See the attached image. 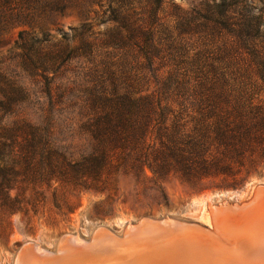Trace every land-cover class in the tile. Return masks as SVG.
<instances>
[{
	"label": "trees",
	"instance_id": "1",
	"mask_svg": "<svg viewBox=\"0 0 264 264\" xmlns=\"http://www.w3.org/2000/svg\"><path fill=\"white\" fill-rule=\"evenodd\" d=\"M71 14L77 29L44 26ZM15 29L12 60L46 103L40 123L18 115L31 96L0 68V222L72 214L122 178L165 199L172 177L264 179L263 0H0V35ZM61 118L88 142L78 156L57 144Z\"/></svg>",
	"mask_w": 264,
	"mask_h": 264
},
{
	"label": "rangeland",
	"instance_id": "2",
	"mask_svg": "<svg viewBox=\"0 0 264 264\" xmlns=\"http://www.w3.org/2000/svg\"><path fill=\"white\" fill-rule=\"evenodd\" d=\"M168 1L181 2V0ZM252 1L258 3L260 0ZM82 23L83 19L81 17L77 16L76 14H71L66 16L59 15L56 17L53 23L48 22L44 26H46L47 30L58 36L56 28H60L63 31H70V29L79 28ZM37 33L40 34V31H37ZM17 35V29L7 32L4 35H0V68L14 76L17 81L29 91L31 96L30 100L22 105L18 115L25 116L33 122L40 123L44 120L46 97L43 94L42 84L28 76L19 67H17L14 63V60H12L9 50L12 49ZM14 118L15 115H9L7 116L6 120L11 121ZM56 141L60 147L67 150L73 156H78L79 153H83L85 150H87V140L84 137L69 130L67 123L63 120V118L57 121ZM260 187L264 188V179H254L237 188L211 187L204 190H197L186 185V183L182 182V180H180L178 177H172L165 182V195L167 197V199H165L161 193L152 189L142 190L139 192V195H136L133 187V181L131 179L122 178L120 180V190L116 196H113V198L109 200H105V194L85 191L82 195V205L72 214L60 217L58 219L49 218L47 216H42L43 214H39L36 215L33 218L31 224L28 225L27 217L22 213H17L12 216L10 222H0V264H16L22 246L28 241L38 244L43 249L57 251L60 246L61 239L66 235L76 236L75 238L81 240H90L94 236L95 232L100 227H102L100 231L107 230L110 232V230H112L117 235L123 236L129 226L138 224L144 218L159 220L177 219L178 221L187 223L193 222L213 231L216 235L213 234V237L211 235L208 236V234L203 230V232L200 231L201 229L199 228V231L196 230V225L189 223L191 224V229L187 230L182 235L176 236L177 239L182 237L203 238L205 241H210L206 246L207 250H202L204 258L206 259L208 257L206 259L208 264H259L261 263L259 260H264V258L259 260L253 259V250L256 248L254 247V249H252L249 246H246L245 243H248L247 238L250 232L249 238L253 239L255 236L259 239V237H261L263 242H260L259 248L262 247L261 243L264 248V225L262 226V224H264V199L260 201L258 200V203V201L255 202L256 198H254ZM102 201L103 205L98 208L96 205ZM225 202L227 204L230 202L229 204L234 205L236 203L239 204V206H244L245 204L255 202V205L252 208L253 210H251L252 213L254 212V214L259 212V214H255L256 217H259L257 219L255 216L253 217L254 214L252 215L250 213L251 206L240 210L231 209V213L234 211L236 212V214H234L236 215V218L232 220H227L225 218V222L224 220H221L224 217L219 218V214H217V217L214 216L217 208L221 207V204L223 205ZM242 202L245 203L242 204ZM256 224H259L262 230H260V227ZM221 228H227L228 231L227 229L225 230ZM238 230L241 233H239ZM191 231L193 232L192 234ZM229 231L234 234L230 235ZM198 232L201 234V236L203 234H206V236L203 235L201 237ZM187 233H190V235ZM244 233L248 235L246 236ZM258 233L262 234L259 235ZM193 234L197 236H192ZM237 234L242 236L241 240L238 239L239 241L236 237H239L240 235ZM215 236H217L218 239H216ZM232 236L233 238H231ZM66 238L64 240H66ZM163 238L159 237L157 239ZM212 238L221 241L217 242ZM242 242L244 243L243 246L245 245L250 250H248L245 246H241ZM216 243H218L219 246ZM221 243H223V245ZM224 243H226V245ZM255 243L257 244V241H255ZM221 246L224 247L223 250ZM238 247L240 248L239 250ZM210 249L212 252H209ZM238 251L242 252L238 253ZM261 256L264 257V255ZM245 258L248 259L245 260ZM171 259L172 264H186V259H184L182 256H179L178 258L176 257V259L172 257L168 259V262H170ZM155 263L159 264L160 259H156Z\"/></svg>",
	"mask_w": 264,
	"mask_h": 264
},
{
	"label": "bare ground",
	"instance_id": "3",
	"mask_svg": "<svg viewBox=\"0 0 264 264\" xmlns=\"http://www.w3.org/2000/svg\"><path fill=\"white\" fill-rule=\"evenodd\" d=\"M262 188L263 187H260L258 189V191H257L258 193H256L257 197L256 196L254 197V198H256L255 202H257L258 200L260 201V200L264 199V188L263 189ZM259 201H258V203H259ZM246 202H249V201H246ZM252 202L250 204H245L244 206H239V204H236V203H235V205L229 204L230 202L227 204L225 202V204H223V205L221 204V207L217 208V210L214 213V216L217 217V214H219L220 215L219 218L224 217L221 219L224 221H225V218L227 220L235 219L236 215H234V214H236V212L234 211L231 213L230 210L231 209L240 210V209H243L245 207H251L252 206L250 208V210H251L255 205L254 204L255 202L254 203H252ZM243 203H245V202H243ZM252 210L250 211V213L253 215L254 212L252 213ZM255 214H259V212L255 213ZM255 214L253 215V217L255 216ZM261 215H262V213H261ZM263 215H264V212H263ZM258 217L259 216H257L256 218L258 219ZM189 223L196 225L197 226L196 230L199 231V229H201L200 231L203 230L205 233L208 234V236L211 235L213 237V234H215L213 231L205 228L204 226H202L198 223H193V222L187 223V222H182V221H178L175 219H171V220L161 219V220H159V219L145 218L144 220H142L139 223L140 225L137 224V225L129 226L123 237L118 236L115 232H113L110 229H109L110 232L107 230L100 231V229H102V227H100L95 232L92 242L82 243L81 239H77L74 237L73 238L74 240H73L69 237H67V238L65 237L66 240H64L65 238L63 239L64 241L62 240V242L60 244V250L58 253H51L50 254V253H47L42 248H40L39 246L35 247L31 243H27L19 255V259H18L17 264H156L155 261L158 258L160 259L159 264H172L171 263L172 259L170 260V262H168L169 261L168 259H170L172 257L176 259V257L178 258L179 256H182L184 259H186V264H208V261L206 260L208 257L206 259L204 258V254L202 253V250L203 249L207 250L206 246L210 241H205V239H203V238H185V237H182V238L177 239V237H176L178 235H182L184 232L191 229V224H189ZM259 224L258 225L256 224V225L260 227V230H262V228ZM263 225L264 224H262V226ZM234 226H235V224H234ZM246 227H248V226H246ZM255 228H257V227H255ZM221 229H225V228H221ZM227 231H228V229H227ZM238 232H239V230H238ZM192 233L193 232L191 231V234ZM194 233H195V230H194ZM198 233H197V235H198ZM231 233L232 232H230V235L234 234V233H232V234ZM239 233H241V232H239ZM187 234L190 235V233H187ZM224 234H226V233H224ZM244 234L246 236L248 235L246 233H244ZM260 234H262V233H260ZM203 235L206 236V234H203ZM237 235H240V234H237ZM192 236H195V235L193 234ZM200 236H201V234H200ZM249 236H250V232H249ZM249 236L247 238L248 243H245V245L249 246L252 249H254V247L256 248L255 250H253L254 254L252 252L253 259H258V260L263 259L264 257L261 256V255H264V248H263L262 243H261L262 247L259 248L260 242H263L261 240V237H259V239H258L257 237L254 236V238L252 239V238H249ZM159 237L160 238L165 237V238L157 239ZM215 237H216V239H218L217 236H215ZM239 237L238 236L236 237L237 240L238 239L241 240L242 236L240 235ZM171 238H175V239H171ZM214 238H212L214 241H217V242L221 241V240H216ZM231 238H233V236ZM224 240H226V239H224ZM237 240H235V241H237ZM230 241H231V239H230ZM255 241H257V244L255 243ZM216 244H218V243H216ZM221 244L223 245V243H221ZM224 244L226 245V243H224ZM228 244H230V243H228ZM243 244L244 243L242 242L241 246H243ZM253 244H254V246H253ZM209 245H211V244H209ZM255 245H257V246H255ZM218 246H219V244H218ZM236 246H238V245H236ZM223 248L224 247H222V250H223ZM226 248H228V247H226ZM246 248L248 249V247H246ZM246 248H245V250H246ZM212 249H214V248H212ZM239 249L240 248L238 247V250ZM222 250H218V251H222ZM248 250H250V249H248ZM224 251L226 252L225 249H224ZM209 252H212L211 249ZM209 252H207V253H209ZM239 252H242V251H238V253ZM198 253H202V254H198ZM206 256H207V254H206ZM246 257H248V256H246ZM180 259H181V257H180ZM247 259L245 258V260H247ZM161 261H163L164 263ZM210 261H213V260H210ZM241 261H242V259H241ZM252 261H254V260H252ZM259 261L262 264H264V260H259ZM176 262H177V260H176ZM261 263H259V264H261ZM232 264H234V263H232Z\"/></svg>",
	"mask_w": 264,
	"mask_h": 264
},
{
	"label": "water",
	"instance_id": "4",
	"mask_svg": "<svg viewBox=\"0 0 264 264\" xmlns=\"http://www.w3.org/2000/svg\"><path fill=\"white\" fill-rule=\"evenodd\" d=\"M251 200V199H250ZM249 200V201H250ZM243 203V202H242ZM145 219V218H144ZM143 219V220H144ZM175 220H177V219H175ZM140 223V222H139ZM138 223V224H139ZM135 225H137V224H135ZM206 228V227H205ZM208 229V228H207ZM126 233V232H125ZM125 233H124V235H125ZM123 235V236H124ZM67 237H69V238H71V239H73L74 237H76V236H70V235H66ZM66 236H64L62 239H61V242H62V240L66 237ZM118 236H120V235H118ZM123 236H120V237H123ZM93 238H94V236L92 237V239H90V240H82V243H88V242H92L93 241ZM74 240V239H73ZM61 242H60V244H61ZM27 243H31V244H33V246H39L38 244H36V243H34V242H31V241H28V242H26L23 246H22V248H21V250H20V253H21V251H22V249L25 247V245L27 244ZM40 247V246H39ZM41 248V247H40ZM43 249V248H42ZM43 250H45L47 253H58L59 252V250H60V246H59V248H58V250L57 251H49V250H46V249H43ZM20 253H19V255H20ZM19 255H18V258H17V261H16V264L18 263V259H19Z\"/></svg>",
	"mask_w": 264,
	"mask_h": 264
}]
</instances>
